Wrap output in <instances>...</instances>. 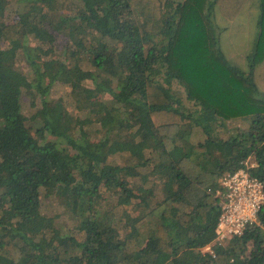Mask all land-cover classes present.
<instances>
[{
  "label": "trees",
  "instance_id": "16d2710c",
  "mask_svg": "<svg viewBox=\"0 0 264 264\" xmlns=\"http://www.w3.org/2000/svg\"><path fill=\"white\" fill-rule=\"evenodd\" d=\"M8 2L0 264H264V208L215 257L202 252L217 241L220 180L255 163L264 183V0ZM224 37L238 71L218 89L198 54L173 56L213 38L229 66ZM236 121L250 128L223 137Z\"/></svg>",
  "mask_w": 264,
  "mask_h": 264
},
{
  "label": "built area",
  "instance_id": "2783aa9c",
  "mask_svg": "<svg viewBox=\"0 0 264 264\" xmlns=\"http://www.w3.org/2000/svg\"><path fill=\"white\" fill-rule=\"evenodd\" d=\"M246 167L220 180L217 196L222 199V214L217 227V241L203 249L204 254L215 257L216 244L224 245L258 222L264 208V183L250 174L249 169L255 167V163H247Z\"/></svg>",
  "mask_w": 264,
  "mask_h": 264
},
{
  "label": "rangeland",
  "instance_id": "374dc122",
  "mask_svg": "<svg viewBox=\"0 0 264 264\" xmlns=\"http://www.w3.org/2000/svg\"><path fill=\"white\" fill-rule=\"evenodd\" d=\"M7 4L9 3L8 0ZM26 9L25 6L22 4L17 5V14H22L24 10ZM12 15V19L13 16ZM8 18V15H7ZM221 26V25H220ZM233 28V27H232ZM217 34L220 33L219 27H215ZM213 38H207L201 39V41L197 42L196 40V46H192V48L188 47L186 48V42H182L179 46L177 53L173 54V56L179 60L183 65H188L190 63V57H189V51L192 50L195 55H199L197 58V64L198 66L203 70L205 69L204 74V80L207 84H209L211 87L218 89L219 83L224 84L226 83V78H231V81H234L237 79L236 75L232 72L233 68L236 67L238 71V61L236 58H238V48L234 49L233 46H230L228 42V37H224L223 42L218 45L219 49L223 51V55L229 60V66L223 65L217 57L216 52L214 51V44L211 42ZM220 41V40H219ZM218 41V42H219ZM232 42H237V39L233 38ZM218 44V43H217ZM240 51V50H239ZM236 57V58H235ZM19 60V59H18ZM231 60V61H230ZM207 61V62H206ZM233 61V62H232ZM19 64H22V60L18 61ZM234 79V80H233ZM67 89L66 87L61 88V92L58 93L59 97H63L67 95ZM175 89L178 95L186 99V93L183 88H181L178 84L175 85ZM217 96L214 95L213 99L217 102ZM189 101L188 99H186ZM187 105L191 108L193 105L190 102H187ZM249 129L250 126L247 123L236 121L235 123L230 124L228 128L221 129L222 135L225 138H228L232 132L236 131V129ZM159 193L163 194V191L160 190ZM62 222L65 224V227L72 228L74 226V221L71 220V218H68L66 216L63 217Z\"/></svg>",
  "mask_w": 264,
  "mask_h": 264
}]
</instances>
